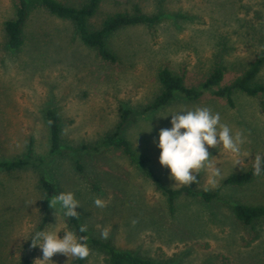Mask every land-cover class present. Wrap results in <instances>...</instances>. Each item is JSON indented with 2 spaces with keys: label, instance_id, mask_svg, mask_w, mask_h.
Instances as JSON below:
<instances>
[{
  "label": "rangeland",
  "instance_id": "rangeland-1",
  "mask_svg": "<svg viewBox=\"0 0 264 264\" xmlns=\"http://www.w3.org/2000/svg\"><path fill=\"white\" fill-rule=\"evenodd\" d=\"M25 1L22 44L11 50L3 23L13 18L14 2L0 0V162L22 155L29 141L31 153L45 162L40 168L28 165L12 172L0 168V264H34L42 258V250L33 248L30 239L44 215L42 230L59 232V238L71 230L65 210L50 207L51 197L44 213L41 177L56 195L74 194L80 205L75 211L90 238L165 264H264V220L243 226L229 209L232 202L264 205V176L237 187L221 184L228 175L251 169L255 155L264 156L258 98L233 92V105L228 106L205 93L194 101L175 97L159 110L142 112L159 91V68L180 74L186 86L197 85L216 65L224 69L222 85L245 70L264 47V0H100L87 21L90 29H97L106 16L130 14L135 8L157 17L151 25L106 35L114 62L83 45L69 21L50 15L36 0ZM57 1L78 7L84 0ZM255 80L264 84V65ZM196 107L218 112L221 123L245 138L242 163L235 167V157L222 146L208 149L221 170L219 186L211 188L202 171L193 188L218 189V199L210 204L179 196L169 213L164 197L120 149L79 150L113 132L119 110L126 109L131 116L122 135L132 151L164 185L178 188L159 164L158 132L171 127V116H164ZM49 109L59 121L61 149L50 157L43 115ZM97 197L108 202L105 208L94 205ZM105 228L109 235L102 239ZM72 260L61 254L52 257L53 264ZM86 264L104 262L91 250Z\"/></svg>",
  "mask_w": 264,
  "mask_h": 264
},
{
  "label": "trees",
  "instance_id": "trees-1",
  "mask_svg": "<svg viewBox=\"0 0 264 264\" xmlns=\"http://www.w3.org/2000/svg\"><path fill=\"white\" fill-rule=\"evenodd\" d=\"M14 16L4 21L3 31L5 34L6 45L9 49L15 50L22 44V28L27 15V3L25 0H13ZM38 5L46 10L50 15L69 21L80 42L94 49L98 57L104 61L114 62L115 56L105 46V37L108 33L114 32L124 27L138 24L151 25L155 23L157 17L154 15H145L137 8L132 13H114L106 16L97 29L88 27V19L96 12L100 0H84L78 7L65 5L57 0H36ZM264 65V47L255 55L254 59L248 64L238 76L228 84H221L224 69L220 65L212 68L210 73L197 85L186 86L180 74H175L166 68H159L156 72V80L159 85V91L142 112L156 111L165 107L175 97L194 101L203 94L208 93L216 98L223 99L228 106H232L233 92H240L248 97H255L259 100L260 111L264 115V84L255 80L260 68ZM44 121L48 127L49 150L48 156H56L61 151L59 147V121L52 110L44 111ZM130 112L126 109L119 110L118 123L113 132L105 135L99 141L92 145H81L80 151L86 153H98L104 148H117L127 157L128 161L136 166L141 173L152 183L154 188L160 192L166 202L167 211L173 212L174 201L179 196H189L197 198L204 204H210L218 199V189L195 191L193 184L189 186H179L178 188H169L164 185L145 164V160L136 156L132 151L129 142L122 135L126 122L130 119ZM31 142L29 141L25 152L12 160L0 162V168L5 172L20 170L28 165H34L40 168L44 160L31 153ZM253 169H248L240 174H231L221 182L223 186H242L257 178L252 175ZM264 176V172L261 173ZM258 176V177H260ZM43 190V199L41 206L46 214V200L54 195L52 185L41 177L39 179ZM232 217L243 226H250L257 221L264 220V205H249L232 202L229 204ZM45 220L43 217L37 231H41ZM67 223L71 231L75 232L77 237L81 235L88 236V244L91 250L100 254L104 264H165L151 259L141 257L135 253L114 247L108 241L90 238L88 233H80V218L74 219L67 217ZM88 258L80 260L73 258V264H86Z\"/></svg>",
  "mask_w": 264,
  "mask_h": 264
},
{
  "label": "clouds",
  "instance_id": "clouds-1",
  "mask_svg": "<svg viewBox=\"0 0 264 264\" xmlns=\"http://www.w3.org/2000/svg\"><path fill=\"white\" fill-rule=\"evenodd\" d=\"M169 115L171 127L160 129L156 146L160 151L159 164L169 170L170 178L175 181V185L189 186L199 183L197 177L205 171L208 174L209 186L211 188L219 186L217 178L221 177V170L216 166L217 163H214L217 159L210 155L208 151L210 148L222 146L224 151L235 157L233 167L241 165L242 145L245 143L243 133L240 130L233 133L229 125L221 123L218 112L213 113L209 107H196L191 110L181 109L163 118ZM252 169V175L255 177L264 172V156L255 155ZM48 201L54 210L56 205H60L65 210L66 217L80 218V214L75 211L80 205L72 192H61ZM107 203L99 197L94 199V205L98 208H105ZM135 223L136 221H133V224ZM109 230L105 228L101 232L102 239L108 238ZM86 231L87 225L79 227L80 233ZM58 234L59 232L46 230L35 232L30 239L31 245L42 250V258L36 259L34 264H53L52 257L56 254L80 260L89 257L91 249L88 236L77 237L71 230L63 232V238H59Z\"/></svg>",
  "mask_w": 264,
  "mask_h": 264
}]
</instances>
